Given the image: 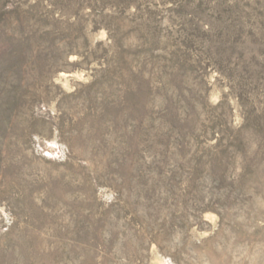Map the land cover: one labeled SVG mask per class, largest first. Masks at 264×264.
<instances>
[{
	"label": "rangeland",
	"instance_id": "obj_1",
	"mask_svg": "<svg viewBox=\"0 0 264 264\" xmlns=\"http://www.w3.org/2000/svg\"><path fill=\"white\" fill-rule=\"evenodd\" d=\"M0 264H264V0H0Z\"/></svg>",
	"mask_w": 264,
	"mask_h": 264
}]
</instances>
